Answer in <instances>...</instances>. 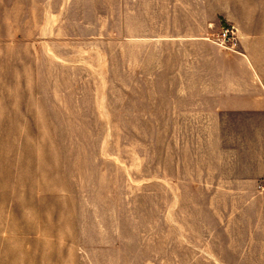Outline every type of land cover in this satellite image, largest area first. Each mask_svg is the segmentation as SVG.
Listing matches in <instances>:
<instances>
[{"label": "crops", "instance_id": "0c3cea01", "mask_svg": "<svg viewBox=\"0 0 264 264\" xmlns=\"http://www.w3.org/2000/svg\"><path fill=\"white\" fill-rule=\"evenodd\" d=\"M227 26L232 48L216 42ZM19 47L35 83L50 63L56 82L99 94L87 108L178 127L169 156L205 194L227 239L217 254L264 264V0H0V54ZM68 95L53 94L57 109L75 110Z\"/></svg>", "mask_w": 264, "mask_h": 264}, {"label": "rangeland", "instance_id": "374dc122", "mask_svg": "<svg viewBox=\"0 0 264 264\" xmlns=\"http://www.w3.org/2000/svg\"><path fill=\"white\" fill-rule=\"evenodd\" d=\"M25 54H0V264L230 263L205 194L169 156L178 127L87 108L93 87L56 82L50 63L35 83ZM57 92L75 93L74 111Z\"/></svg>", "mask_w": 264, "mask_h": 264}, {"label": "built area", "instance_id": "2783aa9c", "mask_svg": "<svg viewBox=\"0 0 264 264\" xmlns=\"http://www.w3.org/2000/svg\"><path fill=\"white\" fill-rule=\"evenodd\" d=\"M236 39L237 37L235 28L227 26L222 29L220 35L216 39V42L225 48H232Z\"/></svg>", "mask_w": 264, "mask_h": 264}]
</instances>
